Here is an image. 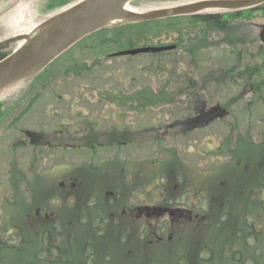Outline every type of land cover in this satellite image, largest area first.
<instances>
[{
	"label": "rangeland",
	"instance_id": "374dc122",
	"mask_svg": "<svg viewBox=\"0 0 264 264\" xmlns=\"http://www.w3.org/2000/svg\"><path fill=\"white\" fill-rule=\"evenodd\" d=\"M69 1L70 0H0V41L19 35L20 33L32 31L38 24L48 18L47 16L57 7L48 8L50 3H61L59 5L61 7ZM186 1L191 0H133L131 6L138 10L147 11L152 8L177 5ZM184 20L185 23L190 22L189 18H185ZM263 26L264 8L255 11L253 14H248L245 18L239 17L236 21L232 22L231 26L226 31L212 30V32H210V28L201 31L200 27L191 28L189 26L185 29L192 30L191 32L194 38L187 39L181 45L179 44L175 51L155 55L143 54L134 57L124 56L119 57L120 59H107L105 57L98 65L94 66L92 69L88 68V70L78 75H65L61 71L64 64L72 62L68 61L70 55L62 59L63 54L57 58L54 63L40 74V77H42L50 70L55 69L49 72L50 74L47 73V75H45V78H47L46 87L42 88L40 92L41 95L33 105V108L27 113H20L27 104L22 103L10 110L6 117L0 122V227L2 225L8 226L7 228L10 229L6 231V233L13 229L14 224H17L21 228L23 227L26 231L31 230L34 226H41L43 223H46L42 220L47 221L48 218L46 215H41L39 217V222L32 224L30 222L31 218L28 216L29 212L21 208H27V206L30 208L31 205L33 211L36 207L41 209L42 212H45L48 208V202H55L51 204L55 209H58L61 204L60 199L56 197V201H49L52 195L58 193V188H53L50 191V183L55 184L52 179L48 178L52 173L49 175L47 172L43 173L45 170L49 171L53 165L52 160H43L48 156L46 151L40 152V157L35 156L38 161V164H35V169L43 174L34 179H32L33 170H31L33 168H26V165H29V162L33 158V154L30 153V151L29 153L28 151L21 152L23 158H21L22 165H20L19 168H14V166L10 164L12 162H18L20 158L19 152L17 153V151L13 152L11 150L10 140L20 136L21 132L19 130L12 132L5 130L6 126L10 127V122L14 116L22 115L24 117L22 122L16 123L18 128L26 127L30 130L39 129L42 123L45 122L43 130L47 132L53 131L51 121L54 118L62 116L73 118L78 115L80 117H92V115L95 117L105 116L103 119L104 124L106 122H114L116 119L124 122L129 121L140 127H146L148 125L158 127L162 125L164 129H167L169 123L172 124L178 119H184L186 116L194 115V112L191 111L189 106V92L185 91V89H188V84L190 83H192L193 86L198 83L199 87L203 86L205 88L206 95L208 94L209 97H211L206 107H208V109L212 106L224 108L229 111V114L226 113L225 116L220 119L216 117L211 121L212 123L205 125L204 128H189L186 130L187 133L182 136L172 135L174 138L172 136L171 138L164 137L166 135L170 137L171 133H174L173 128L169 129L168 132H166L167 130L164 131V135H153L152 145L146 143L145 149L141 148L139 145H126L124 151H122V154L119 156L122 158H147L149 163L156 159V161H154L156 164H159L160 162L158 161L160 160L163 161L169 158L165 164L162 163L156 167L157 173L160 171V175H158L159 178L156 180L158 183V190H156L157 196H159V190L168 183H170V185L168 184L166 189L170 194H173L170 189L173 190V186L176 183V175L178 173L182 175L183 173L182 176H184L185 183L182 184V190H199L211 197H216L219 195L218 193H222V197L226 199V196L229 203H231L230 198H234V212L230 215L231 220L227 224V229H204L200 234H196L192 226H190L192 229L186 230L187 232L180 231V228H176L174 229L175 239L179 240V243L175 241L174 246H168L165 243L163 246L150 249L144 248L139 239H133L131 237L129 245L133 246L134 249L128 256H125L127 254L124 251L113 252L112 256L119 254L118 258H114V264L118 263L119 260L121 264H136L131 262L132 258L141 261L140 264H164L168 262L167 260L181 254L188 255L191 262H194L196 248L204 244L212 245V243V247L215 248V252L217 253L213 261L214 264L240 263V261L236 263L232 260L227 261L225 259V252L228 248L230 250L235 248L240 249L244 254L250 255L256 264H264V241L256 243V246L260 249V256H256L255 250L257 248L250 249L247 247L244 240L237 238L235 235V231L237 232L239 228L242 229L244 235L247 234L246 228L243 227L245 223H242L244 217H251L257 220H261L262 218L261 215H257L261 214V210L257 205L260 195L255 188L252 189L250 187L248 190L246 182L251 181L253 178L256 182L255 179L258 178V168L260 170L264 168V145L240 144L236 148V135L241 134L243 136H248L245 141L250 137L258 141L264 131V98H262V94L261 96H254L251 93H246L245 96L240 94L244 84L248 83L249 85L250 82H254L256 79L260 78L259 72L253 73L254 66H252V62L254 61L251 55L252 52H256L257 50L258 38ZM183 33H187V31ZM100 35L106 36V38L115 37L112 36V31H107ZM89 43L95 45V48L91 50L83 47L77 48L75 50V57L77 59L85 58V54L90 56V58L101 54L96 45V43L99 45L98 41L95 42L94 39L87 40L82 45L85 46ZM116 48L117 47H115V49ZM112 49H114L113 43H111V50ZM235 62L239 63L241 68H243L242 77H237L236 80L230 79L228 80L229 82L210 80L219 72H224L225 69L232 66ZM89 63H93L94 65L97 61L89 60ZM82 67L85 68V66ZM211 73H213V75L207 77V75ZM221 74L220 80H222ZM184 86H187V88ZM164 87H166L168 91H173L172 96L175 99L173 101L171 100L173 104H167L170 103L169 101H161L160 96L158 98L153 97V94L151 96L150 90L159 91ZM194 87L195 88H193L190 93L196 94L198 88L197 86ZM20 89V86H16L12 87L4 95L2 94L3 92L1 93V95H3V108L5 105L4 102H6V100H11V96H16V93ZM180 89H183L181 94ZM119 90L123 91L120 93L121 96L108 97L109 100H106L108 94L105 92ZM124 92L128 93V95H123ZM32 96H35V94ZM234 97V102H230ZM134 99L143 101L145 107L143 108V104L139 103L134 105ZM79 111L83 112L79 113ZM69 125L70 124H67V126ZM231 126L235 128L234 132H232ZM230 134H232L231 150H233L234 147L236 149L234 151L228 150L232 153L226 152L221 155V152H219V155L216 154L219 149L217 147L220 146ZM137 150L142 152L140 153ZM173 150L174 154L178 156L179 159L182 160L185 158L184 161H187L186 158H188V164L183 165L182 161L179 160L176 162V158L171 153ZM92 157L94 159L92 163L96 166H100V158H107L108 156L95 155ZM116 157L117 156L114 157L113 154H111L109 163L112 166L115 164L118 165L114 160ZM88 158L89 157L85 153L78 152L75 160L74 156L70 155H66L62 158V154H57L55 160H62L61 163L66 162L72 164L75 162L77 164L75 173L86 182V187L80 192L81 198H85L89 194L92 189V184L93 194L97 193L100 197H103L107 194L108 186L106 184H109L110 178L102 169L100 171H93L85 168V165L88 163ZM229 161H231V165L229 164L226 167L223 166V168L222 165H225ZM245 166H250V171L254 170L255 173H245L243 171ZM168 172L169 174L172 173L170 174L171 178L170 176L168 178L166 177L165 174H168ZM56 173L52 175H56ZM113 178L116 181L118 180L117 175ZM131 178L132 175H127L126 180ZM31 179L32 181L30 182ZM167 179L170 180L168 183L166 182ZM93 180L94 183H98L99 185L95 186V184L92 183ZM15 183H18L19 190L15 189ZM29 185L30 187H35L33 200L28 194L26 197L22 195L24 198H22V196L20 197L23 191L25 193L30 191V189H28ZM236 186H240L243 190H247V192L244 193L242 190H236ZM136 201H138V199H132L129 204H134ZM198 201L205 204L202 198L198 200L192 199L191 203L196 204L199 203ZM241 201L243 202L241 205L242 210L237 211L236 209L240 208V206H237V202L240 204ZM64 203L67 205H75V202L69 200ZM15 209L20 211L19 214L13 215L12 211ZM226 209L228 208L226 207ZM88 210L97 211L95 208H87V211ZM212 210V215L214 217L216 214L219 215L220 210L217 211V206L214 205ZM86 212L83 201L80 208L76 210L73 222L68 224L67 227H80V224H78L79 216ZM253 212L256 216L252 217ZM61 216L69 218L70 215L62 214ZM93 216L94 213H92V217ZM63 224H65V221H63ZM194 224L198 225V223ZM129 226L132 227L133 222L123 220L120 227L118 226V228L114 227L111 229L110 238L113 237L114 233L121 232L123 234L124 228L130 229ZM199 229L203 230L202 228ZM62 233L64 232L62 231ZM59 237L60 236L56 237V239ZM100 243L101 240L98 242V245ZM119 244L118 240H111L109 242V247L114 249ZM71 250L72 254L77 253L73 248ZM148 254L152 255V261L151 259L145 258ZM18 257L19 263L17 261V263L14 264H25L26 260L21 259L22 257L20 256ZM125 257L131 258L126 261ZM109 258L110 255L108 252L102 260L106 261V259ZM99 262L101 261L99 260ZM66 264L71 263L69 262ZM99 264L105 263L101 262Z\"/></svg>",
	"mask_w": 264,
	"mask_h": 264
},
{
	"label": "trees",
	"instance_id": "16d2710c",
	"mask_svg": "<svg viewBox=\"0 0 264 264\" xmlns=\"http://www.w3.org/2000/svg\"><path fill=\"white\" fill-rule=\"evenodd\" d=\"M64 1V0H63ZM61 3L59 4H53L50 3L48 8H55L60 7ZM64 5V4H63ZM264 8V4L252 7L249 9H240V10H235V11H217V12H204V13H199V14H194L191 16H186V17H173V18H167V19H161V20H156V21H150V22H140V23H132V24H121V25H113L107 29H104L102 31H99L97 33H94L87 38H85L86 42L87 40H95V42H99V45L96 43L97 47L99 48L101 54L91 57L85 54V58L80 59L79 62H81L83 65L82 66H87L86 64L88 63V60L94 59L96 57H102L108 53L111 47V43L114 44V49L115 47L116 50H125V49H131L135 47H140V46H145V45H171V44H179L181 45L183 42H185L187 39L194 38L192 34V30L187 29V27L191 28H201V31H203L206 28H210V32L212 30H228L229 27L231 26L232 22L236 21L239 17L240 18H245L248 14H253L257 10H262ZM185 18H189L190 22L185 23ZM186 28V29H185ZM107 31H112V36H115L111 38L110 40L103 39L104 36H101V33L107 32ZM184 31H187V33H183ZM117 33V35H116ZM106 38V36H105ZM165 38V39H164ZM260 39V40H259ZM103 40V41H102ZM113 41V42H112ZM258 43H257V50L256 52H252V59L254 62L252 66H254V71L253 73L259 72L260 78L256 79L254 82H250L249 85L244 84V87L241 90V95L245 96L246 93H251L254 96H261L264 98L263 95V88H264V29H261L259 38H258ZM84 43H80L78 46L74 47L69 51V59H71L72 62H74V65H76L78 62L72 58L73 54L75 53V49L77 47H83L86 49H94L95 45L86 44L85 46L82 45ZM15 45L12 44L10 45L6 50L0 51V59L6 56V54L10 53L12 50H14ZM175 51V50H174ZM163 54V53H159ZM240 59V58H239ZM251 59V58H250ZM97 63L93 65L90 64L88 67H92L97 65L100 60H96ZM239 62V61H238ZM73 68V70H71ZM77 66H64V72L65 75L73 74L77 75L80 74V70L78 71ZM218 72V71H217ZM222 73V74H221ZM219 72L214 78L210 80L218 81V82H229L228 80H236L237 77H242L243 76V68H241V65L237 62H235L232 66L228 67L227 69L224 70V72ZM220 74L222 80H220ZM45 75V74H44ZM40 77L38 75L37 77L29 80L28 82H25L28 85V88L25 91L20 90V92L11 98V100H6L4 108L2 107L3 105V98L0 99V121L9 113V111L18 103L19 98L22 100H31L32 103H34L36 100H38L39 96L41 95V91H39V85L41 84V80L45 78V76ZM213 75V73L208 74V76ZM255 78V77H254ZM194 86H197L196 94L190 93L192 92ZM192 85V83L188 84V89H185V91L189 92V101H190V108L191 111L194 112L195 117H200L203 118V121H207V119L211 116H213L216 113V109H211V110H206L205 106L207 105V102L211 100V97L209 95H206L205 88L199 87L198 83L196 85ZM187 88V86H184ZM249 90V91H248ZM151 96L152 94L154 95L153 97L158 98L160 96L161 101H169L170 103L167 104H173L174 97L173 91H168L166 87L159 91L155 90H150ZM28 92V93H27ZM109 92V93H108ZM105 92L108 94L106 99L108 97H118L117 94H120L118 92H111L108 91ZM183 92V89H180V94ZM116 93V94H115ZM35 94V96H32ZM115 94V95H114ZM123 94L128 95V93L124 92ZM204 94V95H203ZM178 96V94L176 93ZM166 97V98H165ZM128 98V97H127ZM165 98V99H164ZM235 97L230 101L234 102ZM109 100V99H108ZM172 100V101H171ZM178 100V99H177ZM137 102H140L139 104H143L144 102L141 103L142 101L139 99H136ZM177 102V101H176ZM176 104V103H174ZM146 105V104H145ZM177 105V104H176ZM174 105V106H176ZM232 132H234L235 128L231 126ZM158 131V130H157ZM186 131V130H185ZM157 136L164 135V132H160V130L157 132ZM233 134V133H232ZM229 137H226L223 143H221L219 148L217 150L216 154H225L226 152H231L234 151L238 145L240 144H249V145H264V131L261 134V138L256 141L253 138H249L247 141L246 138L248 136L246 135H241L237 134L236 138V148L234 147L233 150H231V135ZM248 145V146H249ZM231 150V151H228ZM232 153V152H231ZM231 165V161L223 165L226 167L227 165ZM239 164V163H238ZM261 164V163H259ZM222 166V167H223ZM223 167V168H224ZM250 166L244 168V172L249 174H254V170L250 171ZM258 178L255 179L256 182L254 181V178L251 181H247V187L248 190L250 187L258 192V194L261 195L260 201L257 203L261 207V210L263 212V218L259 223V226L264 228V198L262 196L264 195V168L259 169L258 168ZM36 171L34 170L33 173ZM37 173V172H36ZM172 174V173H170ZM168 172L167 176H171ZM38 177V176H36ZM35 177V178H36ZM262 181V182H261ZM261 182V183H260ZM253 184V185H252ZM252 185V186H251ZM15 189L19 190V185L18 183H15ZM30 191L28 193L34 195V187H28ZM27 189V190H28ZM236 190H242L244 193L247 192V190H243L240 186L235 187ZM237 192V191H236ZM28 193H23L20 195V197L23 195L24 197L27 196ZM28 194V195H29ZM22 196V198H24ZM226 199H224L222 196H207L204 195V201L205 204H207L208 207V213L210 214L207 217L206 220V227L204 229L211 230L212 228L217 229V230H223L227 229V224L230 222V215L234 212V198L231 199V203H229L227 197L225 196ZM84 200L81 201V198L77 196V201L75 206L71 208L70 205H67L63 203L61 206L62 211L61 214L58 216L61 218L62 214L65 215H70L69 218H64V220H61L60 223L57 224L55 222V217H47L48 220H42L43 223L41 226H34L32 227L31 230L26 231L23 227L19 226H14L13 229L9 232L6 233L10 228H7L8 226L2 225L0 227V264H14V263H19V257H22L21 259L26 260L25 264H66V263H71V264H99V263H105V264H114V258L117 257L118 255H113V252H118V251H124L128 256L130 255V252L134 249L133 246L129 245L130 238L132 237L133 239H136L139 235L140 232H136L134 230V225L131 227L129 226L130 229H127L126 227L124 228L123 234L121 232L119 233H114L113 237L110 238L111 235V228H118L120 227L121 222L123 221L121 218L115 217H110V213L105 209V212L103 213L104 210L94 212L90 210L92 213H94V216L92 217V213L85 212L83 215L79 216L78 224H80V227L76 228H69L67 227L68 224L71 223L70 217H75L76 210L80 208ZM67 202V201H64ZM207 202V203H206ZM243 202L241 201L240 204L237 202V206H240V208L236 209L237 211L242 210L241 205ZM35 205V204H34ZM217 206V211L220 210V212L227 211V217L223 214V216L219 219V215L216 214L214 217L212 215V207ZM233 205V207H232ZM68 208H67V207ZM48 207V204H47ZM107 207V206H104ZM226 207L228 209H226ZM87 208H92L90 205V200L87 204ZM108 208V207H107ZM27 210L28 216L30 213H33V218L30 219L31 223H38L39 222V215L36 214V211L31 212L32 208L30 205V208L27 206V208H21ZM36 209V208H34ZM223 210V211H222ZM20 211L17 209L13 210L12 213L13 215L19 214ZM111 212V211H110ZM101 213V214H99ZM254 213V212H253ZM255 214H253L254 216ZM261 215V214H257ZM12 216V214H11ZM262 217V215H261ZM229 218V219H227ZM247 218L244 217V220L242 223H245L243 227H245V230L249 231V236L250 234L254 236L255 240L253 242H259L261 241L260 239H264V237L261 236L260 233L257 231L258 223L256 221H247ZM11 220V217H10ZM70 220V221H69ZM72 220V222H73ZM111 220V221H110ZM63 221H65V224H63ZM262 224V225H260ZM105 226V227H103ZM62 231L64 233H62ZM115 231V229H114ZM61 232V233H60ZM136 234V235H135ZM262 235L264 236V233L262 232ZM60 236L58 239L56 237ZM236 236L239 237L240 239L243 238V232L242 229H238L236 232ZM259 236V237H258ZM89 237V238H88ZM86 239V240H85ZM118 240L119 245L116 246V248L112 249L109 247V242L111 240ZM101 240V243L98 245V242ZM143 240V239H142ZM248 242V241H246ZM256 242L252 245V248H255ZM103 243V244H102ZM213 245V243H212ZM212 245H201L196 248V253H195V261L191 262L190 258L186 254H181L177 255L174 258H171L167 260L168 262L164 264H214L213 261L215 257L217 256V253L215 252V248L212 247ZM251 245V244H250ZM76 250V254H72L71 249ZM257 251L255 250L256 256H260V249L256 246ZM255 248V249H256ZM70 251V254H69ZM102 251H107V252H102ZM110 255L109 259L102 260V258L105 257L106 253ZM241 251H231L229 248L225 252V259L232 260L237 263V261L242 260V257L240 255ZM131 257H125V260H130ZM152 255L150 254V259L152 261ZM245 259V258H244ZM248 263L245 264H256L255 261H253L252 257H248ZM99 260L101 262H99ZM23 262V260H22ZM131 262H134L136 264H140L141 261L138 259L132 258ZM162 263V262H158ZM116 264H121V261L119 260L118 263Z\"/></svg>",
	"mask_w": 264,
	"mask_h": 264
},
{
	"label": "flooded vegetation",
	"instance_id": "af4514ba",
	"mask_svg": "<svg viewBox=\"0 0 264 264\" xmlns=\"http://www.w3.org/2000/svg\"><path fill=\"white\" fill-rule=\"evenodd\" d=\"M46 80L47 78L41 80L39 91L46 87ZM36 102L37 100L35 103ZM22 103L27 104L20 113H27L33 108L31 100H26ZM82 112L83 111H79V113ZM211 117H209L207 121H203V118L200 117L186 116L184 119H178L172 124L169 123L167 129H164L162 125L158 127L154 125L140 127L132 122H124L116 119L114 122H106L104 124L103 119L105 116L95 117L92 115V117H80L78 115L73 118L62 116L56 117L51 121L53 131L47 132L43 130L45 122L42 123L39 129L30 130L26 127L18 128L16 123H20L24 119L22 115H18L12 118L9 125L10 127L6 126L5 128L8 132L18 130L21 132L20 136L10 140L11 150L13 152L17 151V153L19 152L20 154L18 162L16 161L10 164L13 165L14 168H19L20 165H22L21 158H23L21 152L28 151L29 153L30 151V153L33 154V158L29 162L30 164L26 165V168L31 167L33 168L31 170L38 171L35 169V164H38L35 156L40 157L39 153L46 151L48 156L43 160H52L53 165L49 171L45 170L43 172H52V174L58 172L56 175L51 174L49 177V173L47 175L48 178L55 182V184L50 183L51 186L49 190L51 191L53 188H58V193L52 195L50 199L56 197L60 199L61 204L63 201L68 202V200L76 204V197L79 196L81 198L80 192L86 187V182L75 173V169H77V164L75 162L72 164L66 162L61 163L62 160L56 161L55 157L57 154H62V158L66 155H70L74 156L75 160L76 154L78 152H83L89 157L87 167L89 166L91 170L95 169V171H100L102 169L110 179L109 184H106L108 186L106 195L100 197L97 193L93 194L92 184L91 191L85 198H81V201L83 199H89L90 205L97 209V211L104 210V206H107L110 217L116 216L122 220L133 222L134 230H136L137 233L140 232L141 234H145L150 245L155 243H169L173 240L175 234L174 229L179 228V225L199 224L201 221L205 220L206 213L204 205L199 201V203L196 204L191 203L192 199L198 200L201 196H204L205 193L193 189L182 190V184L185 183L184 176H182L183 173L182 175L178 173L175 178L176 183L173 186V190L170 189L173 194H170L166 189L168 184L170 185V183H168L170 180L167 179L166 182L168 184L159 190L160 193L159 196H157L156 190H158V183L155 179L156 170L153 165L155 160L149 163L147 158H119V155L122 154L126 145H139L143 149H145L146 143L152 145L153 135H157L159 130L160 132L166 130V132H168L169 129L173 128L175 134L171 133L170 137L167 135L165 137L171 138L172 135L182 136L187 133L185 130L189 128L200 129L204 127V124L207 123ZM67 124L70 125L67 126ZM138 152L141 153L142 151ZM171 153L176 158V162L179 160L182 161L183 165L188 164V158H186L187 161H184L185 158L180 160L179 157L174 154V150L171 151ZM111 154H113L114 157L117 156L114 160L118 165L115 164L112 166L109 163ZM95 155L108 157L100 158L99 162H101V165L96 166L92 163V161H94L92 156ZM163 162L165 163L166 161ZM127 172L132 175L131 179L126 180ZM116 175L117 181L113 178ZM94 180L92 183H94ZM94 184L95 186L99 185L98 183ZM132 199H138V201L134 204H129ZM92 200L94 201L91 202ZM52 203L55 202H51V204ZM70 206L72 208L75 205ZM40 210L41 209H37V215H46L50 217V215H52L51 213L54 212L53 216L56 218L55 222H61V218L57 215L56 210L50 213V208H47L42 214ZM104 212L105 210L103 213ZM70 220L72 222V217Z\"/></svg>",
	"mask_w": 264,
	"mask_h": 264
},
{
	"label": "water",
	"instance_id": "95a60500",
	"mask_svg": "<svg viewBox=\"0 0 264 264\" xmlns=\"http://www.w3.org/2000/svg\"><path fill=\"white\" fill-rule=\"evenodd\" d=\"M131 0H80L43 21L34 32L0 43V50L23 40L15 51L0 59V94L8 87L35 77L57 57L86 36L112 24L148 22L201 13L210 9L240 10L264 4V0H196L148 11L127 7ZM176 45L142 46L118 55L158 53Z\"/></svg>",
	"mask_w": 264,
	"mask_h": 264
}]
</instances>
